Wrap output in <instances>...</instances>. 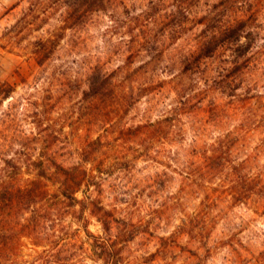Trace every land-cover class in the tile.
<instances>
[{"label": "clouds", "instance_id": "9594fccd", "mask_svg": "<svg viewBox=\"0 0 264 264\" xmlns=\"http://www.w3.org/2000/svg\"><path fill=\"white\" fill-rule=\"evenodd\" d=\"M0 264H264V0H0Z\"/></svg>", "mask_w": 264, "mask_h": 264}]
</instances>
